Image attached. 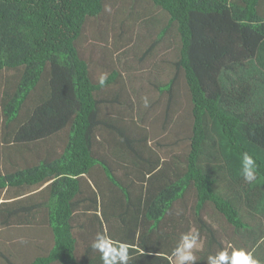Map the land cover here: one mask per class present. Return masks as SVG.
<instances>
[{
    "label": "trees",
    "instance_id": "obj_1",
    "mask_svg": "<svg viewBox=\"0 0 264 264\" xmlns=\"http://www.w3.org/2000/svg\"><path fill=\"white\" fill-rule=\"evenodd\" d=\"M112 2L0 0L2 138L13 154L0 171V232L25 228L33 243L23 246L35 248L46 235L26 230L50 228L49 247L24 264H104L92 246L104 239L128 246L127 264H173L188 233L203 241L193 264L234 250L264 264V0H151L144 19L141 0H123L117 26ZM90 20L106 46L98 61L80 48ZM111 33L132 43L118 62L133 88L119 69L103 85L92 74L91 59L110 68ZM180 75L189 149L165 155L145 118L164 94L171 103ZM3 247L0 264H21Z\"/></svg>",
    "mask_w": 264,
    "mask_h": 264
},
{
    "label": "rangeland",
    "instance_id": "obj_2",
    "mask_svg": "<svg viewBox=\"0 0 264 264\" xmlns=\"http://www.w3.org/2000/svg\"><path fill=\"white\" fill-rule=\"evenodd\" d=\"M141 4L136 2V8L140 11V13L135 11L134 17L147 18L152 16L153 14V6L151 5V0H141ZM123 0H113L110 7H108L109 11H112L113 18L117 22L116 26L119 25L118 17L122 18L124 15L127 16L130 6L128 4H122ZM107 10V11H108ZM136 10V9H135ZM155 12V10H154ZM159 14V11H157ZM162 16V15H161ZM163 17V16H162ZM94 21L90 20L85 27V31L80 40V48L83 51H88L89 47H93L95 49L96 60L101 59L102 47L105 46L104 40L95 38V26ZM125 24V29L130 34V39L136 37L135 30L138 27V24L132 25ZM104 31V30H103ZM106 36V35H105ZM100 38H102L100 36ZM107 47L109 53V59H107L106 63L110 68L105 69L102 63L96 62L94 59H91V71L93 76L98 79L102 74L108 75L113 68L119 69L124 80L125 85L128 88H133L134 82L130 80L127 82L126 74L120 68L118 57L120 55V50H129L132 43L128 42L127 37L120 39L119 41H115L112 33L107 36ZM96 62V63H95ZM103 67V68H102ZM15 73V72H14ZM14 73H10L12 77H14ZM179 81L176 83L175 94L172 97L171 103L168 102V94H164L160 100L155 102V105L150 109L149 113L146 115V127L150 131L151 143L155 145L158 143L161 146L162 153L165 155H170L174 152L178 151H187L189 149L190 143V135L192 130V104L190 99V93L187 89V85L182 75L179 76ZM3 86L4 81L3 78H0V171H4L5 167H10V161L5 157L6 154L9 156L12 154L8 153V151L4 148V142L2 138V127H3V112L1 106V99L3 96ZM168 115V116H167ZM60 144V143H59ZM13 155V154H12ZM8 156V157H9ZM5 198V191H0V201H3ZM15 228H6L0 232V238L2 243H4L5 252L12 253L9 254L10 258L13 261H18L21 264L28 263V258L32 260L33 258L29 257L31 254H36L35 256L41 253H44L46 247L48 248L50 245V228L45 227H35L30 228L26 231H36L38 232L37 237L40 238V231L43 235H46L42 240V243L37 247L33 248L30 245L23 246L24 244H31L32 234H25V228L21 229L18 226H14ZM21 230V231H20ZM25 237H29V240L25 241ZM203 241L197 242V246L192 249L193 254L195 255V251L202 248ZM3 247V248H4ZM173 264H178L177 257L172 258ZM184 264H193L192 261H185Z\"/></svg>",
    "mask_w": 264,
    "mask_h": 264
},
{
    "label": "clouds",
    "instance_id": "obj_3",
    "mask_svg": "<svg viewBox=\"0 0 264 264\" xmlns=\"http://www.w3.org/2000/svg\"><path fill=\"white\" fill-rule=\"evenodd\" d=\"M105 80L106 74H102L99 83L103 85ZM242 172L246 181L251 182L255 179V161L246 152L243 153ZM197 239L198 233H188L182 236V245L173 251V255L178 259V264L196 260L192 249L197 246ZM92 246L102 253L101 258L104 264H114L117 259L120 264H127V245L120 244L118 247H113L111 242L104 239L100 242H94ZM209 262L210 264H259L257 260L253 259L251 253H247L244 250H234L230 257L226 251L220 252L216 257H209Z\"/></svg>",
    "mask_w": 264,
    "mask_h": 264
},
{
    "label": "crops",
    "instance_id": "obj_4",
    "mask_svg": "<svg viewBox=\"0 0 264 264\" xmlns=\"http://www.w3.org/2000/svg\"><path fill=\"white\" fill-rule=\"evenodd\" d=\"M1 202V201H0Z\"/></svg>",
    "mask_w": 264,
    "mask_h": 264
}]
</instances>
